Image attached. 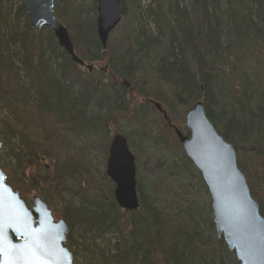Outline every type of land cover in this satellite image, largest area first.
<instances>
[{
    "label": "trees",
    "instance_id": "16d2710c",
    "mask_svg": "<svg viewBox=\"0 0 264 264\" xmlns=\"http://www.w3.org/2000/svg\"><path fill=\"white\" fill-rule=\"evenodd\" d=\"M13 1L0 0V156L11 160L0 166L7 183L33 185L48 205H58L70 228L67 246L85 264H226V254L239 264L223 238L212 240L211 204L189 202L182 219L163 209L157 184L141 174L154 170L152 154L176 156L173 175L185 169L209 193L183 149H175V135H154L147 119L156 109L150 102L134 108L127 87L156 100L170 119V111L184 119L202 101L233 145L264 217V77L249 72L264 49V0H121L120 35L113 41L112 33L106 50L97 35V1L89 12L76 0H56L76 55L106 66L92 73L72 61L51 30L35 32L25 4L15 10ZM125 118L134 129L121 134L115 127ZM118 134L137 161L135 213L119 208L106 175ZM106 239L107 247H95Z\"/></svg>",
    "mask_w": 264,
    "mask_h": 264
},
{
    "label": "water",
    "instance_id": "95a60500",
    "mask_svg": "<svg viewBox=\"0 0 264 264\" xmlns=\"http://www.w3.org/2000/svg\"><path fill=\"white\" fill-rule=\"evenodd\" d=\"M55 1L26 0L24 11L30 26L35 32L51 29L59 46L83 67L85 63L76 55L67 28L55 15ZM96 1L97 35L106 50L111 33L124 19V8L121 0ZM87 69L92 72L93 67ZM155 107L168 119L160 104ZM186 128L190 136L177 128L175 132L209 190L217 235L223 237L239 264H264V217L238 167L233 145L217 132L202 101L187 113ZM106 174L116 186L117 205L127 212H137L136 159L121 135L111 142ZM69 233L65 220L56 222L53 211L40 197L33 200L32 209L28 208L21 192L7 184V175L0 168V264H74L67 247Z\"/></svg>",
    "mask_w": 264,
    "mask_h": 264
},
{
    "label": "rangeland",
    "instance_id": "374dc122",
    "mask_svg": "<svg viewBox=\"0 0 264 264\" xmlns=\"http://www.w3.org/2000/svg\"><path fill=\"white\" fill-rule=\"evenodd\" d=\"M26 0H14L13 4L15 6V10L19 9V7L23 4H25ZM148 0H145L143 2V5H148ZM76 5L78 8L84 10V11H93V0H76ZM93 16V14H92ZM23 18H21L20 22H23ZM120 31H116L113 34V37L111 40L114 41L115 38L119 37ZM111 37V36H110ZM253 63L251 65V68L249 69V72L254 71V74H260V76L264 77V49L260 48L257 50V55L252 58ZM95 70L99 71L100 68L106 67L103 63H94ZM248 72V73H249ZM98 75V74H97ZM96 74L94 76H97ZM264 81V78L262 82ZM128 95L132 97L131 101L133 103L134 108H138L140 106H144L148 100H153L152 98H146L142 99L138 96V94L135 92H132L130 88L128 87ZM156 101V100H154ZM152 106V105H150ZM153 107V106H152ZM149 109V108H148ZM171 113L173 122L175 125H177L181 130L184 132L187 131L185 128V118H179L176 114ZM152 117L148 118V123L150 122L152 124V130L154 135L159 134V136H165L168 139H173L171 132L167 129L166 125L163 123V119L159 116L157 111L155 113H151ZM150 115V116H151ZM135 125L134 127H136ZM129 127V128H125ZM133 126H130V118H125L121 121L119 127H115L116 130H119L121 134L123 131H128L134 128H131ZM157 137V136H156ZM160 137H157L160 138ZM153 147V146H151ZM175 149L178 150V152L182 151L180 146L176 145ZM153 150V149H152ZM0 156L1 162L3 161V164H7L11 162L10 157L6 155L5 153H1ZM172 155H168V153L164 154H152L151 160L153 163V171L152 173H146L144 169L141 171V174H146L149 176V178H152V181L157 184L158 186V198L161 199L163 202V209H165L166 213L173 214L175 219H182L183 211L187 209V205L189 202H193L200 208V206H206V204H211V197L210 195L203 193V189H201L198 186V181L194 178L190 180L191 174L189 171L186 172L184 169V172H182L181 169H177L176 175H173L174 168L172 167V164H174V160L176 156H174V159H170ZM171 161V162H170ZM173 162V163H172ZM175 165V164H174ZM99 166V165H98ZM169 166H171L170 171H168ZM259 166V165H258ZM101 167V166H100ZM173 169V170H172ZM166 171H168L166 173ZM180 174L177 176V174ZM162 174H165L166 176H163ZM176 176V177H175ZM32 184V182H31ZM14 189H18L21 191V194L23 198L27 201L29 206L31 207L33 205L34 198L40 196L38 193H36L35 188L33 185H29L28 188L25 187H15ZM199 194V197H198ZM43 200L44 198L40 196ZM45 201V200H44ZM51 210L54 213L55 221H58L61 219V216L58 211V205L56 203H52L49 205ZM184 217V216H183ZM210 218H213V214H209ZM204 224V221L202 220V224ZM213 241H216L217 235L216 233H212ZM109 237H107L108 239ZM103 241V240H97L96 241V248L104 249L109 245V240ZM79 242H81L79 240ZM79 255V256H78ZM78 255L75 256V264H85L84 258L81 256L80 252H78ZM226 264H235L234 258L228 254L224 255Z\"/></svg>",
    "mask_w": 264,
    "mask_h": 264
},
{
    "label": "snow or ice",
    "instance_id": "6c2138e0",
    "mask_svg": "<svg viewBox=\"0 0 264 264\" xmlns=\"http://www.w3.org/2000/svg\"><path fill=\"white\" fill-rule=\"evenodd\" d=\"M0 251H2V249H0ZM24 264H31V262L25 261Z\"/></svg>",
    "mask_w": 264,
    "mask_h": 264
},
{
    "label": "flooded vegetation",
    "instance_id": "af4514ba",
    "mask_svg": "<svg viewBox=\"0 0 264 264\" xmlns=\"http://www.w3.org/2000/svg\"><path fill=\"white\" fill-rule=\"evenodd\" d=\"M161 117V115H159Z\"/></svg>",
    "mask_w": 264,
    "mask_h": 264
}]
</instances>
